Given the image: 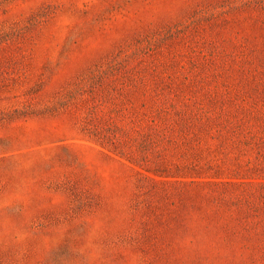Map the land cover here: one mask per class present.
<instances>
[{"label": "rangeland", "instance_id": "rangeland-1", "mask_svg": "<svg viewBox=\"0 0 264 264\" xmlns=\"http://www.w3.org/2000/svg\"><path fill=\"white\" fill-rule=\"evenodd\" d=\"M3 139L57 162L49 223L111 192L149 264H264V0H0Z\"/></svg>", "mask_w": 264, "mask_h": 264}, {"label": "clouds", "instance_id": "clouds-1", "mask_svg": "<svg viewBox=\"0 0 264 264\" xmlns=\"http://www.w3.org/2000/svg\"><path fill=\"white\" fill-rule=\"evenodd\" d=\"M0 144V264H149L140 248L141 229L130 198L109 193L100 206L80 215L54 211L49 223L34 210L49 199L60 182L46 183L41 173L56 161L44 160L13 139ZM45 169H48L45 171ZM206 233L177 231L174 244L188 253L206 252Z\"/></svg>", "mask_w": 264, "mask_h": 264}]
</instances>
